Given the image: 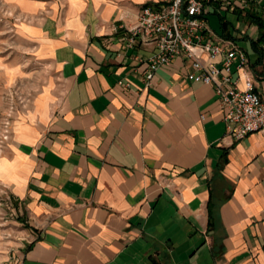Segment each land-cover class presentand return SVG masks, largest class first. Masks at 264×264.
I'll return each instance as SVG.
<instances>
[{
  "label": "crops",
  "instance_id": "1",
  "mask_svg": "<svg viewBox=\"0 0 264 264\" xmlns=\"http://www.w3.org/2000/svg\"><path fill=\"white\" fill-rule=\"evenodd\" d=\"M4 1L51 72L0 145V189L26 211L16 264H264V130L231 137L182 58L147 80L155 47L129 30L157 0ZM213 8L238 16L220 35L260 37L264 1ZM249 58L234 76L264 97V42Z\"/></svg>",
  "mask_w": 264,
  "mask_h": 264
},
{
  "label": "built area",
  "instance_id": "2",
  "mask_svg": "<svg viewBox=\"0 0 264 264\" xmlns=\"http://www.w3.org/2000/svg\"><path fill=\"white\" fill-rule=\"evenodd\" d=\"M261 1L157 0L141 8L137 23L129 30V47L138 43L155 47L145 61L147 80L175 59H184L190 64L188 78L214 86L224 109L227 133L236 140L264 130V97L251 75L239 85L241 78L236 79L235 73H251L249 51L212 30L208 15L213 7L233 12Z\"/></svg>",
  "mask_w": 264,
  "mask_h": 264
},
{
  "label": "rangeland",
  "instance_id": "3",
  "mask_svg": "<svg viewBox=\"0 0 264 264\" xmlns=\"http://www.w3.org/2000/svg\"><path fill=\"white\" fill-rule=\"evenodd\" d=\"M17 11L0 0V145L14 121L30 109L50 78V70L34 55L32 45L17 30ZM209 25L222 32L221 21L237 22L234 13L208 15ZM242 46L254 54L249 41ZM3 145V144H2ZM0 146V152L2 151ZM26 211L19 199L0 189V264H16L26 239Z\"/></svg>",
  "mask_w": 264,
  "mask_h": 264
},
{
  "label": "trees",
  "instance_id": "4",
  "mask_svg": "<svg viewBox=\"0 0 264 264\" xmlns=\"http://www.w3.org/2000/svg\"><path fill=\"white\" fill-rule=\"evenodd\" d=\"M253 22L259 26L260 30H261V35L260 37L258 38L257 41H253L251 44H252V47L255 49V50H259L260 48V43L261 42H264V24L257 18V19H254ZM224 30H223V33H226L225 32V27L227 26L225 22H223L222 24ZM228 36V35H226Z\"/></svg>",
  "mask_w": 264,
  "mask_h": 264
}]
</instances>
